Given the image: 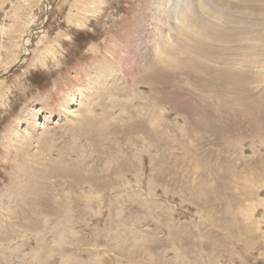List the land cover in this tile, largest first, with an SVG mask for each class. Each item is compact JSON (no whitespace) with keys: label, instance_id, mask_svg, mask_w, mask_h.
<instances>
[{"label":"rangeland","instance_id":"1","mask_svg":"<svg viewBox=\"0 0 264 264\" xmlns=\"http://www.w3.org/2000/svg\"><path fill=\"white\" fill-rule=\"evenodd\" d=\"M171 1L0 0V264H264V0Z\"/></svg>","mask_w":264,"mask_h":264},{"label":"bare ground","instance_id":"2","mask_svg":"<svg viewBox=\"0 0 264 264\" xmlns=\"http://www.w3.org/2000/svg\"><path fill=\"white\" fill-rule=\"evenodd\" d=\"M197 2V0H193V2H192V6H195V3ZM206 2V1H205ZM168 3L169 4H172L173 2L171 1V0H168ZM185 1H183V0H179V3L177 4V5H175L174 7H172L171 9L173 10V13L172 14H170L169 13V11L168 10H166L165 11V14H164V20H165V24L166 25H168V26H171V28H168L169 30L171 29L172 31H175L174 29L176 28V27H180V26H178V24H177V21L178 20H180V23L182 22V18H184V17H187V19H188V16L189 15H191L192 13H196V11H195V9H193L192 8V6H190V7H185ZM185 7V8H184ZM171 11V10H170ZM202 13H203V15H204V20H205V22L209 19V13L208 12H204V11H202ZM197 14V13H196ZM190 22V21H189ZM254 24V23H253ZM252 27V26H251ZM254 28H256V27H254ZM183 29V28H182ZM232 29V28H231ZM170 30V31H171ZM232 31V30H231ZM232 32H234V31H232ZM233 57V56H232ZM233 59H234V57H233ZM165 60V59H164ZM227 60V59H226ZM230 60V59H229ZM232 60V59H231ZM237 62V61H236ZM241 62V61H240ZM158 63H159V59H158ZM231 63H233V62H231ZM237 64V63H236ZM158 65V64H157ZM159 67H161L160 66V64L158 65ZM164 67V66H163ZM234 67H236V66H234ZM240 67V66H239ZM158 68V67H157ZM233 68V67H232ZM161 69V68H160ZM163 71V70H162ZM165 74V73H164ZM161 75V74H160ZM163 75V74H162ZM244 76H246V75H244ZM243 77V76H242ZM253 77V76H252ZM251 78V77H250ZM246 79H247V77H246ZM252 81V80H251ZM248 82V81H247ZM246 82V83H247ZM92 85V84H91ZM164 85V84H163ZM167 85V84H166ZM117 86V85H116ZM261 85H259V87H260ZM93 87H95L94 85H92V88ZM114 87H115V85H114ZM162 87V86H161ZM160 87V88H161ZM155 88V87H154ZM157 88V87H156ZM159 88V87H158ZM159 91H160V89H159ZM94 92V91H93ZM95 92H96V90H95ZM94 92V93H95ZM119 92V91H118ZM158 95V94H157ZM76 97H79L80 98V101H82L83 99H84V97L85 96H74V97H71V96H67L65 99H67V101L69 102V104H71V103H73L74 101H75V98ZM160 98V97H159ZM163 98V97H162ZM78 99V98H77ZM92 100V99H91ZM155 102H156V100H155ZM157 103V102H156ZM155 103V104H156ZM161 102L159 101V104H160ZM254 103V102H253ZM68 104V105H69ZM158 105V104H157ZM254 106H256V105H254ZM160 107V106H159ZM263 107V106H262ZM93 112V111H92ZM146 115V114H145ZM75 118V117H74ZM147 118V117H146ZM145 121V120H144ZM142 126V125H141ZM141 129H143V128H141ZM117 132H118V130H117ZM145 132V131H144ZM134 134V133H133ZM131 136V135H130ZM63 232V231H62Z\"/></svg>","mask_w":264,"mask_h":264}]
</instances>
